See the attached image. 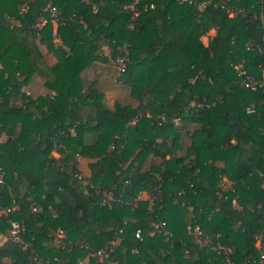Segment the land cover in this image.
I'll list each match as a JSON object with an SVG mask.
<instances>
[{
	"label": "trees",
	"instance_id": "1",
	"mask_svg": "<svg viewBox=\"0 0 264 264\" xmlns=\"http://www.w3.org/2000/svg\"><path fill=\"white\" fill-rule=\"evenodd\" d=\"M195 2L206 6L144 0L133 19L131 0H0V264L259 263L264 86L245 78L263 79L264 0ZM125 46L118 80L136 104L109 108L81 75ZM36 75L49 90L37 99L23 90ZM159 222L172 237L152 234ZM190 226L220 234L232 263L200 250Z\"/></svg>",
	"mask_w": 264,
	"mask_h": 264
},
{
	"label": "built area",
	"instance_id": "2",
	"mask_svg": "<svg viewBox=\"0 0 264 264\" xmlns=\"http://www.w3.org/2000/svg\"><path fill=\"white\" fill-rule=\"evenodd\" d=\"M144 2V0H131V3L129 5V11L132 13L133 19L137 18L139 15V7ZM182 3L189 2L190 4H195L200 10H203L205 8V4H197L195 0H181ZM51 13L53 16L52 20L54 24H57V13L56 8L51 7ZM233 16V14H232ZM46 23V20L43 21V24ZM129 28H133V25H130ZM123 56H118L115 59V66L119 69L121 76L126 69V62L128 60V49L127 47L122 48ZM245 86L247 88H250L252 90H256L259 87L264 86V74L262 80H255L251 76H247L245 78ZM249 113L254 112V108L248 109ZM2 153L0 151V157ZM82 158L78 157V162H81ZM6 177V172L4 168L0 165V184H4ZM107 201L109 202H120L117 199H115L112 195H106ZM148 195V199H149ZM122 202V201H121ZM123 203H125L123 201ZM16 209H7L4 214L5 216L9 217L12 215ZM34 211H37V208L34 209ZM8 223L10 224V229L8 231L9 233V240L12 242L18 244V245H25V229L23 224L18 219H8ZM164 233L168 237H172V233L167 230L166 224L164 222H159L155 224L154 230L152 232L153 235L155 234H162ZM189 235L191 236L192 240L195 242V244L198 246V248L202 251H207L208 253H215L217 256H222L225 258V260L228 263H232L230 260L231 255V249L222 242L221 235H210L207 232L203 231L199 226L196 227H189ZM63 236L60 235L59 238L61 239ZM256 247L261 251L260 257H259V263L258 264H264V232L258 233L256 236ZM59 243V241H58ZM119 244L118 241H114L112 243V246ZM110 247V246H109ZM106 247L105 249H102L96 253V257H99L101 259L108 256V250L111 251V248ZM37 263L40 264V261L37 260ZM245 264H252L249 261Z\"/></svg>",
	"mask_w": 264,
	"mask_h": 264
},
{
	"label": "crops",
	"instance_id": "3",
	"mask_svg": "<svg viewBox=\"0 0 264 264\" xmlns=\"http://www.w3.org/2000/svg\"><path fill=\"white\" fill-rule=\"evenodd\" d=\"M54 28L56 30L57 24H54ZM212 31L213 32L215 31L214 33H216L215 29H212L211 32ZM56 43L58 46H61V42L59 40H56ZM102 52L107 57H110L111 55V49L107 44L103 45ZM59 56L62 57L63 55L59 53L58 51L56 53L47 54L46 55L47 64L49 66H53L59 61ZM114 66L115 65H109V64L96 62L94 63L92 67L86 69L81 75L83 82H84V90L88 91V89L92 86L96 88L99 91V93L105 96V102L109 108L113 107L115 103L122 104V102L125 100V99L124 100L121 99L122 92H125L127 89L131 90L129 86L122 84L118 80L119 77H116L115 73L110 72L109 69H111L112 72H114V69H115ZM108 72H110V74ZM44 83H45V80L36 75L32 78L29 84L25 86L23 90L25 91V93L29 94L30 96H33L36 99L39 97H44V96L49 95V90L45 87ZM129 90H127V92H129ZM109 99H112L113 101L110 102ZM53 155L57 158L59 157V154L56 152H54ZM84 168L85 166L82 167V169ZM146 197H148L147 193L141 194V199L146 200ZM2 215H3V212H0V217ZM6 241H7V236L4 234L3 235L1 234L0 235V245L5 243Z\"/></svg>",
	"mask_w": 264,
	"mask_h": 264
},
{
	"label": "rangeland",
	"instance_id": "4",
	"mask_svg": "<svg viewBox=\"0 0 264 264\" xmlns=\"http://www.w3.org/2000/svg\"><path fill=\"white\" fill-rule=\"evenodd\" d=\"M214 32L213 31L211 32V30H210L209 32H207L204 35H202L201 41L204 44H208L210 42V40L213 38V36L216 34ZM102 47H101V49H102ZM114 68H115L114 69V72H112L111 69H109V68L108 69L110 70L111 73H115L116 77H119V75H120L119 69L117 68V66H114ZM110 72H108V73L110 74ZM127 90H129V89H127ZM127 90L125 91V89H124L125 92H122V96H121L122 98L121 99L122 100L125 99L122 102V104L124 103L125 105H135L136 104L135 100L133 98H131V90H129V92H127ZM127 95H129V96H127ZM124 96H125V98H124ZM109 101L111 102L113 100L112 99H109ZM192 129H193V127H190V130H192ZM185 143H187V142H185ZM80 163H81V167H84L85 166L84 165V163H85L84 161H81ZM146 200H148V197H146Z\"/></svg>",
	"mask_w": 264,
	"mask_h": 264
}]
</instances>
